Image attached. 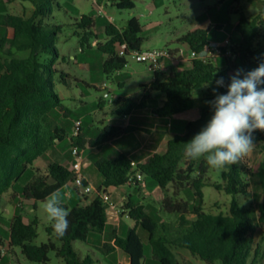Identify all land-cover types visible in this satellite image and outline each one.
Here are the masks:
<instances>
[{
	"label": "trees",
	"instance_id": "1",
	"mask_svg": "<svg viewBox=\"0 0 264 264\" xmlns=\"http://www.w3.org/2000/svg\"><path fill=\"white\" fill-rule=\"evenodd\" d=\"M20 1L33 5L29 17L0 13V26L5 29L0 39V196L13 190L37 160L66 138L70 139L73 147L81 150L86 148L87 143L99 149L125 132L147 131L135 127H108L101 131L96 140L88 142L79 135L69 133L51 118L52 111L57 108L65 113V117L69 114L62 106L52 81L57 72L54 58L41 60L44 54L59 57L54 40L42 20L52 13V1ZM115 6L123 11L133 10L136 5L134 0H116ZM94 25V19L86 15L77 23L80 29L90 32L87 34H91ZM60 30L61 27L56 26L51 31L57 34ZM210 30L195 29L178 39L179 43L188 45L194 53L191 68L175 70L169 75L154 71V81L143 86L144 93L140 102L136 96L115 102L117 115L124 116L145 108L151 92L159 91L164 94L165 101L155 114L172 118L195 107L194 90L216 83L217 79L223 77L221 94H226L230 77L237 69H254L264 60V15L250 17L240 14L235 26L240 40L231 47L237 58L233 60L224 57L223 67L214 65L209 55L214 49L209 40ZM142 33L143 27L135 17L124 28L113 24L106 27L108 39L105 43H98V49L107 56L103 71L108 77L123 70L128 64L125 57L119 56L123 44H127L131 50H142ZM204 51H207V55L201 57ZM63 76L68 77L66 74ZM99 105L103 107L102 103ZM211 113L210 105L202 107L200 117L188 122L183 134L172 136L164 154H154L143 164H137L136 168L132 167V161L125 154L114 159L100 158L95 166L103 177L102 188L92 200L84 194V204L71 209L63 205L70 214L67 218L69 227L62 238L53 234L50 223L47 233L57 242L50 239L47 243L35 245L38 218L27 223L21 214H17L10 221L9 247L20 248L28 260L40 264H49L51 252H55L65 264H94L91 256L82 257L76 251L74 243L87 242L91 233L102 234L105 231L108 205L103 201L102 194L107 188L130 185L129 175L140 171L162 189L164 197L161 209L176 215L172 222H158L146 213L143 205L129 201L123 207L136 222V226L147 232L153 261L157 264H180L173 250L178 247L189 251L205 264H249L250 258L258 254L257 229L264 232V131L256 130L252 134L257 138V147L261 153L259 164L251 167L242 158L237 164L222 168V183L213 182L207 177L211 167L205 160H191L184 156L185 143L207 124ZM247 176L256 178L262 188L257 221L254 220L252 208L239 203V198L249 193ZM73 179L71 169L58 162L51 163L45 172L36 170L32 181L23 189L22 200L45 201L50 193L60 191ZM169 187L172 188L171 194ZM205 187L224 191L232 197L228 214L205 212L202 205ZM186 188H191L198 199V204L192 209L188 202L177 199ZM191 214L195 219L189 218ZM2 244L0 239V246ZM100 249L107 255L121 250L130 257L131 264H144L146 258L144 243L136 227L130 229L125 237L115 235L111 243L103 244ZM251 264H256V259Z\"/></svg>",
	"mask_w": 264,
	"mask_h": 264
},
{
	"label": "rangeland",
	"instance_id": "2",
	"mask_svg": "<svg viewBox=\"0 0 264 264\" xmlns=\"http://www.w3.org/2000/svg\"><path fill=\"white\" fill-rule=\"evenodd\" d=\"M51 1L52 13L42 18V20L45 29L50 33L49 36L54 40L59 57L44 54L41 60L45 61L53 58L55 60L54 68L57 72L54 73L52 81L55 92L62 100V106L69 114L68 117H65V113L57 108L52 111L51 118L71 134L74 133L75 123L79 121L83 123L86 133L97 135L98 130L101 132L105 128L100 120L111 116L112 111L116 110V101L132 96H136L139 101L144 93L143 86L154 81V70L149 65L138 63L131 58L128 59V64L123 70L115 72L109 77L104 73L103 63L107 56L98 49V43L107 41L106 27L108 25L113 24L118 28H124L128 21L135 17L143 27L144 47L179 50V53L185 59L190 58L191 50L188 45L179 43L178 39L186 33L199 28H211L209 39L212 43L221 44L226 39H230L233 44L237 45L240 37L235 32V26L240 19V14L244 13L250 17L264 15V0H134L135 8L123 11L118 10L115 6L116 0ZM20 2L33 7L30 2ZM30 7H23L17 1L0 0V13L3 14L9 13L29 17L32 14ZM84 15L94 19L95 25L91 30V34H87V32L90 33L88 30L80 29L77 26ZM56 26L61 27L60 32L57 34L51 31ZM4 31V27L0 26V39ZM210 52L215 53V48ZM211 58L217 67L225 66L224 57L214 54L211 55ZM65 74L68 77H64ZM213 89H215V92ZM108 91L110 94L106 97ZM151 94L153 97L148 104L150 108H153L157 105L158 98L163 94L159 91H153ZM217 94H221V86L217 87L214 82L204 88L194 90L195 107L193 111L209 105L207 102L213 100ZM100 103L104 104L103 107H100ZM143 114H145V117L140 120L141 123L151 125L154 122L151 111ZM254 143L252 151L243 157L251 167H256L261 160V153L257 147V138L255 137ZM107 144L105 145L107 146ZM110 148L108 145L102 151L107 153ZM72 149L70 139L66 138L40 158L38 163L46 170L48 168L46 164L50 162H60L63 165L71 163L72 165L75 161ZM85 149L81 150V173L83 176L88 177V183L93 191L87 195L92 199L98 195V190L103 185V177L96 168L95 163L104 153H98L96 149ZM34 166L28 169L13 190L0 196V239L3 242L0 246V264H40L28 260L20 248L9 247L8 227L12 218L17 214H21L29 223L38 218V237L34 241L35 245L47 243L50 239L57 242L46 230L50 225V221L45 211V201L22 200L25 185L32 181L36 175L37 169ZM221 173L222 169L211 167L207 177L213 182L222 183ZM246 178L250 185L249 193L247 196L240 197L239 203L241 206L252 208L254 220L257 221L262 188L256 178L251 176ZM145 180L156 186V182L151 178L145 177ZM122 188H124L125 193H131L132 198L137 202H140L139 200L142 198L141 192L144 194L145 191L134 189V187L128 185L122 186ZM116 189L107 188V191L112 194L111 201L114 202L118 201L119 196ZM203 192L202 205L205 212L211 214H228L230 212L231 196L213 187H205ZM59 193L62 205H67L70 209L85 202L84 192L82 190L78 192L72 181H69L67 186L61 189ZM169 193H172L171 187H169ZM177 199L188 202L191 209L198 204V199L191 188L183 190ZM150 201L156 210L151 214L156 221L172 222L176 219L175 214H168L161 209L160 198L154 196ZM189 218L195 219V216L191 214ZM125 222L131 229L136 224L129 217L125 218ZM123 230L125 231V228ZM128 231L126 230V234ZM137 233L144 243L146 256L144 264H157L150 256L151 246L146 239L147 232L138 227ZM103 236L111 239V228H108ZM103 236L99 233H91L93 239H101ZM256 241L259 244L258 254L250 258L249 264L254 259H256V264H264V232L260 229H257ZM74 248L82 257L91 256L94 264H106L107 262L105 254L100 248L91 247L90 250L88 241H76ZM173 250L180 264H205L189 251L178 247H174ZM49 264L65 263L56 256L55 252H51Z\"/></svg>",
	"mask_w": 264,
	"mask_h": 264
},
{
	"label": "crops",
	"instance_id": "3",
	"mask_svg": "<svg viewBox=\"0 0 264 264\" xmlns=\"http://www.w3.org/2000/svg\"><path fill=\"white\" fill-rule=\"evenodd\" d=\"M5 1H7V0H5ZM11 1H17L18 3L22 4L23 7H26V8L30 7V6H26L25 4L21 3L20 0H11ZM30 9L33 12L34 8L30 7ZM239 40H240V38H239ZM213 44H216V46H217L220 43H213ZM213 48H215V47H213ZM146 49H154V48L144 47V44H143L142 50H146ZM170 51L172 52V57L163 61L162 67L159 70L160 73H162L164 75H169L170 73H172L175 70L189 69L192 67L191 61L194 58V54L192 53V51L190 54V58H185V59L179 53L180 52L179 50L178 51L170 50ZM219 67H223V66H219ZM163 70H166V71H163ZM109 94L110 93L108 91V94L106 95V97ZM142 96L138 102H140L142 100V98H143ZM152 97L153 96L151 94L149 100L146 103V107L143 109L134 110L128 115L119 116L116 113V110H117V107H116V110L112 111L111 116H108V117L100 120V123L105 128L120 127L123 129H127V128H131V127H135V128L145 129L147 131L137 130V131H128V132L123 133L122 135L114 138L111 142H109L107 144V146L109 145L111 147L110 151H108L107 153L102 151L105 147H107L106 145L104 147L97 149V148L90 147L89 144L87 143L86 148L96 149L98 151V153H100V152L104 153L101 158L114 159L121 154H125L131 161L136 162L137 164H143L149 157L153 156L154 154H157V153L158 154H164L167 151L168 143H169L170 139L172 138V136L176 135V134H183L185 132V127H186L187 123L190 121L197 120L200 117L201 109L193 111L194 110V108H193L192 110H190L188 112L179 114V115L174 116L172 118L161 117V116L156 115L155 111L163 106V103L165 101V96L163 94L161 97H159L157 105H155V107H153V108H150L148 103L152 99ZM102 105H104V104L102 103ZM150 111H151L152 115L154 116V122L151 125L146 124V123H141L140 120H142L143 117H145L144 116L145 114H143V113L150 112ZM77 122H79V121H77ZM77 122L75 123V125L77 124ZM75 125H74L73 135H79L80 137L87 140L88 142L91 140H96L100 136V133H101L100 130H98L97 135H93L91 133H86L84 128H83L82 122H81V126L79 128ZM84 150H86V149H84ZM52 163H54V162H52ZM58 163H60V162H58ZM50 164H51V162L47 163L46 166L48 167ZM60 164H62V163H60ZM64 166L71 169L72 165L70 163V164L64 165ZM34 167L36 169L42 170L43 172L46 171V169H43L39 165L38 160L36 161ZM84 177L86 178L87 182H89L88 177L85 175H84ZM145 182H146L145 187L132 186V187H134V189H137V190H141V191L145 190L144 194H143V192H141V197L144 199L141 198L139 200L140 202L135 201L132 198L131 193H125L124 188L119 187L116 189V191L119 192L118 201H115V202L112 201L114 203L115 207L113 209L107 210V214H108L107 226L105 228V231L102 234H100L103 236L104 233L106 232V230L108 228H111L112 238L108 239V238L103 236L101 239H97V238L93 239V238H91V234H90L89 238H88L90 250H91V247L92 248L93 247L100 248L105 243H111L113 241L115 235L120 236V237L125 236L126 230L131 229L130 227H128L127 223L125 222V218L129 217V216L127 214V211H125L123 209V207L129 201H133L137 204L143 205L146 213H148L150 216H152L151 215L152 212H155L156 210L154 209L153 204L151 203L150 200L152 199V197L155 196V197L160 198V201H162L164 193L157 183L155 186L154 184H150L146 180H145ZM128 186L131 187V185H128ZM109 194L111 197L112 194L111 193H109ZM159 194H160V196H159ZM94 198H92V199H94ZM92 199H90V200H92ZM84 203L85 202L80 203V204H84ZM118 210L121 212L117 213ZM25 222H27V221L25 220ZM27 223H29V222H27ZM134 227H136V229H138V226H136V224ZM8 228L10 229V226ZM123 228H125V231L123 230ZM146 239H147V236H146ZM150 256H151V253H150ZM105 259L107 261L106 264H131L130 257L127 254L123 253L121 250H117L114 253H111L108 255L105 254ZM145 260H146V258H145ZM145 260H144V263H145Z\"/></svg>",
	"mask_w": 264,
	"mask_h": 264
},
{
	"label": "clouds",
	"instance_id": "4",
	"mask_svg": "<svg viewBox=\"0 0 264 264\" xmlns=\"http://www.w3.org/2000/svg\"><path fill=\"white\" fill-rule=\"evenodd\" d=\"M224 85L223 77L216 80ZM264 60L254 69H237L230 77L226 94L207 103L213 114L207 124L185 143L187 159L203 158L210 167L222 169L237 164L254 148L253 132L264 131ZM215 92V89H213ZM53 234L62 238L69 227V210L62 205L59 191L44 202Z\"/></svg>",
	"mask_w": 264,
	"mask_h": 264
},
{
	"label": "built area",
	"instance_id": "5",
	"mask_svg": "<svg viewBox=\"0 0 264 264\" xmlns=\"http://www.w3.org/2000/svg\"><path fill=\"white\" fill-rule=\"evenodd\" d=\"M233 43L230 39H226L220 45L215 47L216 52H210L209 55H216L220 57H230L233 60L237 58V54L231 49ZM194 54V53H193ZM119 56L125 57L127 60L131 58L132 60L138 63H144L149 65V67L154 71H159L162 67L163 61L172 57V53L168 49H146V50H131L128 48L127 44H123L119 50ZM106 87V85H104ZM81 126V122H77V127ZM72 155L75 158V161L72 163L71 171L73 172L74 179L73 184L78 191H83L84 194H89L93 190L86 178L81 173L82 171V153L81 149L73 147ZM132 167L136 168L137 163L132 161ZM128 183L131 186H146L145 176L140 171H135L131 173L128 177ZM103 201L108 205V209H113L114 203L111 201L110 194L106 191L102 194ZM107 209V210H108ZM121 211L118 210L117 213Z\"/></svg>",
	"mask_w": 264,
	"mask_h": 264
},
{
	"label": "water",
	"instance_id": "6",
	"mask_svg": "<svg viewBox=\"0 0 264 264\" xmlns=\"http://www.w3.org/2000/svg\"><path fill=\"white\" fill-rule=\"evenodd\" d=\"M212 47H216V44L212 43ZM207 55V51L202 52L201 57H205Z\"/></svg>",
	"mask_w": 264,
	"mask_h": 264
}]
</instances>
